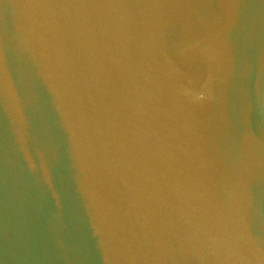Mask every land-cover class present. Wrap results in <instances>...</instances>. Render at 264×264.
I'll return each instance as SVG.
<instances>
[{
	"label": "water",
	"instance_id": "95a60500",
	"mask_svg": "<svg viewBox=\"0 0 264 264\" xmlns=\"http://www.w3.org/2000/svg\"><path fill=\"white\" fill-rule=\"evenodd\" d=\"M0 264H264V0H0Z\"/></svg>",
	"mask_w": 264,
	"mask_h": 264
}]
</instances>
